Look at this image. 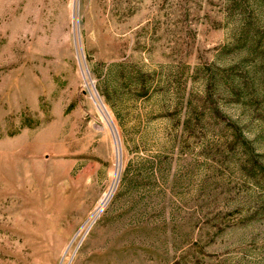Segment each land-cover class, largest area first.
<instances>
[{"label":"rangeland","instance_id":"1","mask_svg":"<svg viewBox=\"0 0 264 264\" xmlns=\"http://www.w3.org/2000/svg\"><path fill=\"white\" fill-rule=\"evenodd\" d=\"M74 2L0 0V264H264V0Z\"/></svg>","mask_w":264,"mask_h":264},{"label":"bare ground","instance_id":"2","mask_svg":"<svg viewBox=\"0 0 264 264\" xmlns=\"http://www.w3.org/2000/svg\"><path fill=\"white\" fill-rule=\"evenodd\" d=\"M78 0H75L74 2V27L75 29H77V19H78ZM97 102V101H96ZM97 106L98 108L100 109V111L102 112V114L104 115V117L106 118L107 120V123L109 124L110 128H111V131L113 133V137H114V141H115V151H116V173H115V181L117 180V177H118V172H119V169H120V162H121V157H120V143H119V138L117 136V133L111 123V120L105 110V108L99 103L97 102ZM115 184V183H114ZM114 186V185H113ZM113 189V187H112ZM112 189L110 190V192L106 193L104 195V197L102 198L101 202H100V206L98 209H100L101 207L104 206L106 200L108 199Z\"/></svg>","mask_w":264,"mask_h":264}]
</instances>
